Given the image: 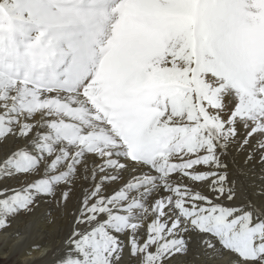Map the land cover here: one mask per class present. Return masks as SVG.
<instances>
[{
    "label": "snow or ice",
    "instance_id": "1",
    "mask_svg": "<svg viewBox=\"0 0 264 264\" xmlns=\"http://www.w3.org/2000/svg\"><path fill=\"white\" fill-rule=\"evenodd\" d=\"M8 141L0 230L80 189L57 264H264V0H0Z\"/></svg>",
    "mask_w": 264,
    "mask_h": 264
},
{
    "label": "bare ground",
    "instance_id": "2",
    "mask_svg": "<svg viewBox=\"0 0 264 264\" xmlns=\"http://www.w3.org/2000/svg\"><path fill=\"white\" fill-rule=\"evenodd\" d=\"M11 148V141L0 146V156L7 154ZM232 157L244 168V175L237 173L231 163ZM228 160L232 177L237 181L235 203L258 199V190L264 183V165L258 160L244 165V153H237L235 149ZM200 190L207 192V187L202 186ZM79 195L80 189H77L64 208H58L54 202H42L30 214L21 213L15 217L10 227L0 230V242L4 243L0 254L9 259L17 256L28 264H57L65 254V241L73 228L72 212L79 207ZM230 259L229 254L224 252L209 258L198 243V238L193 237L188 253L177 256L173 264H229Z\"/></svg>",
    "mask_w": 264,
    "mask_h": 264
},
{
    "label": "rangeland",
    "instance_id": "3",
    "mask_svg": "<svg viewBox=\"0 0 264 264\" xmlns=\"http://www.w3.org/2000/svg\"><path fill=\"white\" fill-rule=\"evenodd\" d=\"M0 250L4 245H2L3 242H0ZM4 244V243H3ZM0 264H28L27 261H23L22 258L14 257L12 259H9V257H4L2 254H0Z\"/></svg>",
    "mask_w": 264,
    "mask_h": 264
}]
</instances>
